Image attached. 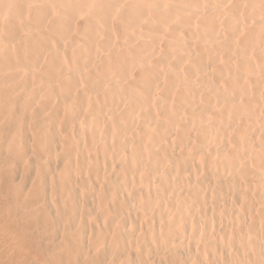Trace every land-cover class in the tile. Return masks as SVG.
<instances>
[{
	"label": "bare ground",
	"instance_id": "6f19581e",
	"mask_svg": "<svg viewBox=\"0 0 264 264\" xmlns=\"http://www.w3.org/2000/svg\"><path fill=\"white\" fill-rule=\"evenodd\" d=\"M0 264H264V0H0Z\"/></svg>",
	"mask_w": 264,
	"mask_h": 264
}]
</instances>
